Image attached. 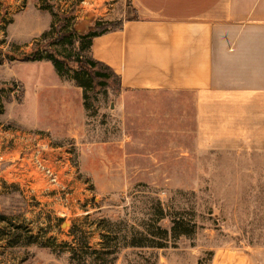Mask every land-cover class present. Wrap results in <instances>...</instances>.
Wrapping results in <instances>:
<instances>
[{
  "label": "rangeland",
  "instance_id": "rangeland-1",
  "mask_svg": "<svg viewBox=\"0 0 264 264\" xmlns=\"http://www.w3.org/2000/svg\"><path fill=\"white\" fill-rule=\"evenodd\" d=\"M128 15L129 0H0V264H264V141L239 139L238 99L202 118L194 91L95 89L23 59L77 57L91 25Z\"/></svg>",
  "mask_w": 264,
  "mask_h": 264
},
{
  "label": "crops",
  "instance_id": "crops-1",
  "mask_svg": "<svg viewBox=\"0 0 264 264\" xmlns=\"http://www.w3.org/2000/svg\"><path fill=\"white\" fill-rule=\"evenodd\" d=\"M129 3L138 17L96 36L93 57L121 76L124 89L194 91L202 118H222L238 99L239 139L263 143L264 0Z\"/></svg>",
  "mask_w": 264,
  "mask_h": 264
},
{
  "label": "trees",
  "instance_id": "trees-1",
  "mask_svg": "<svg viewBox=\"0 0 264 264\" xmlns=\"http://www.w3.org/2000/svg\"><path fill=\"white\" fill-rule=\"evenodd\" d=\"M135 17H138V15L135 14ZM110 23L111 21H104V20L97 21L94 25H91L89 27L87 33L80 35L79 43L81 47V52L78 54L77 57L61 58L55 54L56 52L55 50L47 51L46 55L41 53V51L37 50L24 55L23 59L27 61L43 60V59L50 60L54 64L59 75L61 76L62 73L66 70V67H68L70 70L75 71L76 79L79 78L80 75L86 77L89 81L90 86L95 89L109 87L115 84L114 82H117L116 79L119 80V85L122 87L121 76L118 73H116V71L111 66L107 65L106 63L100 60L95 59L91 53V47L94 38L105 32L114 30L108 28V25ZM72 35H73L72 32H68L66 36L71 37ZM80 85L83 86L84 84H80ZM162 231L165 234L168 233L166 229H162ZM172 232L174 233V236L179 237L182 234H189L190 231H182L180 221L178 219H175L172 227ZM147 240L148 242H151V246H157V247L165 246L164 243H162L161 241H154L153 239H147ZM135 244L137 243L133 241L132 245ZM72 252L75 253V251Z\"/></svg>",
  "mask_w": 264,
  "mask_h": 264
},
{
  "label": "built area",
  "instance_id": "built-area-1",
  "mask_svg": "<svg viewBox=\"0 0 264 264\" xmlns=\"http://www.w3.org/2000/svg\"><path fill=\"white\" fill-rule=\"evenodd\" d=\"M38 161H39V166L44 171V173L49 177V179L53 182L57 181V174L55 173V171L51 167L43 163L40 159Z\"/></svg>",
  "mask_w": 264,
  "mask_h": 264
},
{
  "label": "bare ground",
  "instance_id": "bare-ground-1",
  "mask_svg": "<svg viewBox=\"0 0 264 264\" xmlns=\"http://www.w3.org/2000/svg\"><path fill=\"white\" fill-rule=\"evenodd\" d=\"M68 225V223L66 222L65 224H64V226H67Z\"/></svg>",
  "mask_w": 264,
  "mask_h": 264
}]
</instances>
